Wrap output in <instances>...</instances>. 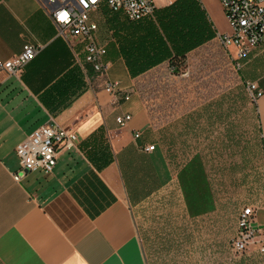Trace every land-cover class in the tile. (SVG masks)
Wrapping results in <instances>:
<instances>
[{
  "label": "crops",
  "instance_id": "obj_1",
  "mask_svg": "<svg viewBox=\"0 0 264 264\" xmlns=\"http://www.w3.org/2000/svg\"><path fill=\"white\" fill-rule=\"evenodd\" d=\"M155 13L160 25L93 15L106 45V79L130 92L124 100L104 89L105 77L84 63L83 43L61 36L40 0H0V59L18 54L25 43L41 45L17 75L0 71V264H147L132 205L175 183L190 213L216 208L201 153L174 168L167 156L170 129L153 122L138 92L141 75L131 72L164 54V42L166 64L174 55L184 60L181 53L197 40L201 45L187 56L212 41L221 45L222 30L200 0H164ZM176 18L187 22L176 24ZM225 50L234 54L232 46ZM237 72L243 84L255 82L262 92L255 113L264 142V42ZM122 114L131 119L119 126ZM43 124L71 130L74 146L58 152L51 172L32 171L15 181V148ZM147 145L154 149H143ZM251 205L255 225L264 229V200Z\"/></svg>",
  "mask_w": 264,
  "mask_h": 264
},
{
  "label": "rangeland",
  "instance_id": "obj_2",
  "mask_svg": "<svg viewBox=\"0 0 264 264\" xmlns=\"http://www.w3.org/2000/svg\"><path fill=\"white\" fill-rule=\"evenodd\" d=\"M200 1L212 23L222 33L231 32L220 0ZM154 2L162 5L164 0ZM117 14L122 15L105 8L94 15L109 22ZM143 19L161 24L155 11ZM199 45L197 40L181 53L185 62L175 70L163 64L169 56L164 52L132 77L141 75L138 92L153 122L170 129L167 156L175 155L180 163L195 151L201 153L216 208L208 204L206 210L190 213L185 193L169 184L132 205L137 233L147 264L264 263V254L254 247L237 256L229 246L241 208L264 200V142L248 109L256 102L248 103L232 53L212 41L187 56ZM172 127L176 132L171 133Z\"/></svg>",
  "mask_w": 264,
  "mask_h": 264
},
{
  "label": "built area",
  "instance_id": "obj_3",
  "mask_svg": "<svg viewBox=\"0 0 264 264\" xmlns=\"http://www.w3.org/2000/svg\"><path fill=\"white\" fill-rule=\"evenodd\" d=\"M41 4L54 21L58 32L64 38L83 43L84 63L97 74L105 77L104 89L116 99L120 94L124 100L129 99L119 81L106 79L107 63L103 57L106 54V45L97 38L98 23L92 15L101 11L103 7L120 12L130 21H139L155 11L154 0H40ZM172 4L174 0H165ZM231 32L218 33L220 44L228 49L233 47L232 59H243L252 48L264 42V0H220ZM67 18L60 19L61 14ZM41 45L25 43L21 51L13 57L1 60L0 71L9 75H17L22 68L31 61L40 51ZM245 88L251 102H256L262 95L255 82H245ZM131 119L130 114L116 116V123L124 126ZM139 133H135L137 137ZM76 135L68 129L58 125L43 124L34 129L15 148L19 162V171L13 173V179L18 181L22 175L40 170L49 173L53 170L57 154L60 150L74 146ZM149 151L154 145L144 146ZM256 209L249 204L243 206L237 216L234 235L230 239V250L240 256L252 247L264 254V229L255 225Z\"/></svg>",
  "mask_w": 264,
  "mask_h": 264
},
{
  "label": "trees",
  "instance_id": "obj_4",
  "mask_svg": "<svg viewBox=\"0 0 264 264\" xmlns=\"http://www.w3.org/2000/svg\"><path fill=\"white\" fill-rule=\"evenodd\" d=\"M173 4V3H172ZM174 23H178V22H181V23H186L187 21L185 19H179V18H176L175 20H173ZM164 48H165V53L168 54L167 52V49H166V45H165V42H164ZM171 65H172V70H175L177 69L178 66H180L182 63H184V60H183V57L182 56H171L169 58V61H168ZM150 64L146 65V68L147 66H149ZM178 65V66H177ZM145 65L142 66V69H144ZM140 71V70H139ZM138 73V71H132L131 72V75H136ZM248 95V93H247ZM248 103L251 105L253 104L248 96ZM254 106L253 107H249V111L252 113V117H254V119L257 121V115L255 113V104H253ZM258 127V126H257ZM262 141V139H261ZM263 142V141H262ZM262 147L264 149V143H262ZM175 155H172V154H168V158H169V161L171 164H173L174 168H177L178 166H181L183 164V162H185V160L187 159V157H185L180 163L179 162H175L174 159H175ZM211 190H212V193L214 195V189L211 187Z\"/></svg>",
  "mask_w": 264,
  "mask_h": 264
},
{
  "label": "snow or ice",
  "instance_id": "obj_5",
  "mask_svg": "<svg viewBox=\"0 0 264 264\" xmlns=\"http://www.w3.org/2000/svg\"><path fill=\"white\" fill-rule=\"evenodd\" d=\"M94 2H95V0H93V3H94ZM66 18H67V14H66V13L61 14L60 19L64 20V19H66Z\"/></svg>",
  "mask_w": 264,
  "mask_h": 264
}]
</instances>
